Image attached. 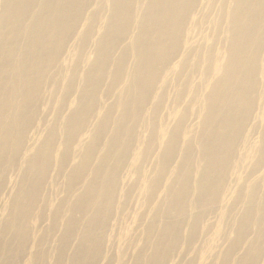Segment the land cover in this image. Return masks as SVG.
<instances>
[{
	"label": "bare ground",
	"instance_id": "obj_1",
	"mask_svg": "<svg viewBox=\"0 0 264 264\" xmlns=\"http://www.w3.org/2000/svg\"><path fill=\"white\" fill-rule=\"evenodd\" d=\"M0 264H264V0H0Z\"/></svg>",
	"mask_w": 264,
	"mask_h": 264
}]
</instances>
